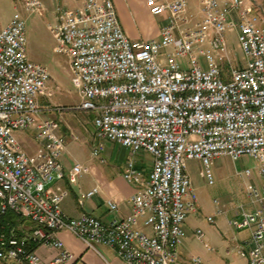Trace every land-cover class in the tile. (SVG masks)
Instances as JSON below:
<instances>
[{"label": "built area", "instance_id": "built-area-1", "mask_svg": "<svg viewBox=\"0 0 264 264\" xmlns=\"http://www.w3.org/2000/svg\"><path fill=\"white\" fill-rule=\"evenodd\" d=\"M74 1L76 7L52 10L47 27L54 52L67 60L79 97L75 106L43 105L58 87L50 84L47 67L27 54L26 20L15 14L0 26V218L11 212L32 223L24 231L12 226L8 235L0 234V259L41 264L33 246L49 245L59 252L45 264H64L74 255L55 234L67 230L88 248L114 247L128 264H183V225L198 210L187 161L200 160L202 177L213 184L214 159L248 156L262 178L260 186L245 189L255 206L242 208L229 223L251 229L237 254L248 264H264V3L199 0V14H193L189 0H146L152 14H166L165 23L158 37L132 40L112 0ZM21 7L40 15L46 11L41 0H21ZM228 31L237 32L242 66L230 59ZM46 110L93 112L98 139L128 150L122 176L136 185L128 215L103 221L87 212L64 214L68 190L50 187L65 176L75 184L85 167L74 164L66 175L61 156L67 139L60 120L42 116ZM29 128L37 141L33 155L15 136ZM69 137L77 139L74 133ZM102 150L98 143L91 153L97 157ZM141 151L152 157L146 178L133 159ZM239 173L250 176L252 170ZM98 191L95 186L82 197ZM213 202L222 213L218 200ZM107 206L118 209L112 200ZM207 220L214 222V216ZM196 236L203 241L200 229Z\"/></svg>", "mask_w": 264, "mask_h": 264}, {"label": "crops", "instance_id": "crops-1", "mask_svg": "<svg viewBox=\"0 0 264 264\" xmlns=\"http://www.w3.org/2000/svg\"><path fill=\"white\" fill-rule=\"evenodd\" d=\"M112 1L114 4H116L115 8L120 24L129 39H142L144 37V34L151 35V37H148L147 39H152L159 36L160 28L162 25L161 23H151V25L146 28L142 27L137 22L135 16L138 13L136 11L137 8H139V10H142L145 14H149L147 7L145 6L144 0H141V4L135 0ZM191 3L192 5L197 4L199 9V0L188 1V12L193 14H199V11L196 12L189 8ZM63 5L68 6V4ZM164 21L165 18H163L161 22L164 23ZM46 111L47 113L50 112V115L47 114L46 116L55 115L52 114L54 112L51 110ZM65 115L67 117H72L70 111L62 112V114L59 113L56 116H58L59 118H63L64 120H69V118H67ZM92 117L88 118V120L90 119L89 124H93ZM83 121L85 120L83 119ZM60 122L62 126V132L64 133L67 139L65 148L66 151L68 144L72 141L69 135L74 132L70 128V126L62 122V120ZM78 139L79 138L77 137L76 141ZM80 143L82 144L84 142ZM98 143L103 144V150L99 154V157L101 161L102 158L106 160L105 156L103 157L102 154L107 150V143L112 142L108 140H99ZM121 147L125 149L126 156L122 159L119 165L113 166L106 164L103 166H98L92 164L90 165L91 169H89L88 171L85 167L83 173H88L90 175L87 176L83 181L78 180L75 184H70L68 182L67 176H65L63 179L53 183L50 189H55L59 187L61 189L68 190V195L64 198L61 204L62 210L65 215H67L68 217H78L81 213L87 212L100 218L103 221H107L113 217H123L130 213L131 206L129 203V198L136 190V185L129 183L122 176V171L126 159L129 156V152L122 145ZM107 156H110L109 152L107 153ZM133 159L135 161L136 168L142 171L144 177L146 178L152 167L151 155L145 151H141L139 152V155L135 154ZM218 160L219 158H217L213 163L214 172L216 173H219L222 170V167L219 164ZM199 163L201 164L200 160L192 159L187 161V172L189 174L191 184L195 192L200 187V181L198 176H192L191 173L193 172L192 168ZM256 166L257 165L254 161L252 167H247L251 168V175H245V180L243 181V183L237 182L230 188L227 197H225L222 203H219L220 208L223 210V212L220 214L217 213L218 206H216L213 201V204L211 206H207L205 205V203L200 201V198L197 195L198 210L194 213H191L187 217L183 225V238L179 246L180 259L183 264H223L222 262H224V260L226 261V264H248L246 258L241 257L237 254V247L239 245L247 246L251 236V229H236L230 225L229 221L232 219L239 218L242 208L250 210L253 209L255 206L254 204H251L248 201L245 194V189L248 185L260 186L261 184L262 178L257 173ZM69 171L70 170H68L67 172L65 171L66 175ZM201 171L200 176L202 177ZM230 171L231 173L233 172L232 170ZM241 171L233 172V174L238 176L244 175L239 173ZM95 186L99 188V191L97 193H95L90 198L82 197V194L84 192ZM108 200H112L117 203V211L113 212L109 210L107 206ZM208 216H214V222L208 221ZM17 226L19 225L17 224L16 227ZM31 226L32 223L30 222L27 226H21L17 228L20 231H24V229H29L31 228ZM141 228L149 232L148 228H145L143 226H141ZM198 229L203 232V241L199 240L196 236V230ZM55 236L56 238L62 241L64 248L74 255L73 260L67 261L64 264H128L117 255L114 247L103 244H97L95 248H88L83 240L76 237L67 230H59L56 232ZM210 243L215 246V251H212V249L207 248V244ZM36 251L42 258L41 264H45L46 261L51 260L55 255L58 254L59 249L49 245H38ZM192 257H199L201 259V262L192 263L190 261Z\"/></svg>", "mask_w": 264, "mask_h": 264}, {"label": "rangeland", "instance_id": "rangeland-1", "mask_svg": "<svg viewBox=\"0 0 264 264\" xmlns=\"http://www.w3.org/2000/svg\"><path fill=\"white\" fill-rule=\"evenodd\" d=\"M46 7V11L43 15L37 13H29L23 7H21V0H0V26H3L9 22L11 17L15 14H18L20 17L26 20V45H27V54L30 59L44 64L50 74V84L52 86H57L55 89V93L50 98L48 102H43V105L52 106L61 105L63 107H72L75 106L79 97L76 91L75 86L71 81V77L69 74V69L67 65V60L63 55L57 54L54 52V39L48 30V23L51 19L52 10H54L58 5L68 4L70 7H76L78 5L74 0H41ZM138 1L140 4L141 0ZM145 6L147 7L148 13L145 14L139 8L136 9L138 12L135 16L137 22L142 26L148 28L151 23H162V19L166 18V14L154 15L150 12L146 0H144ZM249 1V0H246ZM260 3H264V0H256ZM116 7V4H114ZM118 8V7H117ZM190 9L198 12L197 4H190ZM119 12V10H118ZM196 18H198L196 16ZM161 25V27H162ZM147 33V32H146ZM151 37V35L144 34L145 40ZM227 46L230 54V59L232 60L234 65L242 66L243 58L239 43L237 41V32L236 31H228L226 33ZM162 55H165L166 50H163ZM201 62H204V58L199 56ZM181 63L183 65L186 64L187 59L181 58ZM66 110L62 111L65 112ZM70 110H67L68 112ZM55 115L46 116L47 111L42 113V116L51 117L53 119H59L64 122L66 125L70 126L73 130L74 134L79 138L77 141L72 140L71 143L68 144L67 150L64 151V154L61 156V161L63 163L64 169L67 172L72 168V166L76 163H80L87 168V171L90 168V165L95 164L98 166H103L106 164L117 166L121 163L122 159L126 156L125 149L121 147L118 142L107 143V150L103 152L102 156L106 158V160L100 159L99 156L95 157L92 155L91 150L94 146H96L99 142V139L95 132V127L92 123L89 124L90 119L94 114L93 112H85V111H70V116H66L69 120H64L63 118H59L56 116L57 114L62 112L53 111ZM93 114V115H92ZM50 115V114H49ZM93 118V117H92ZM83 119L85 121H83ZM87 120V121H86ZM82 124V125H81ZM83 129V130H82ZM34 128H29L27 130H19L15 132V136L17 137L19 143L22 145L23 149L26 151L28 155H33L37 148V141L33 138ZM84 142V143H80ZM109 152L110 156H107ZM139 155V153H137ZM101 156V157H102ZM219 158L218 162L222 167L221 172H214V161ZM213 160L212 163V172L214 175V183L208 184L206 179L200 176L201 164H197L194 166L192 176H198L200 181V187L196 190L200 201L205 203L207 206H211L213 203V199H217L219 203H222L225 197L229 194L230 188L235 183H243L245 180V175H234L233 172L241 171L247 167H252L254 161L248 156H242L237 160H232L227 156H220ZM103 159V158H102ZM105 161V162H103ZM88 165V166H87ZM232 170L233 172L231 173ZM230 172V173H229ZM90 174L83 173L81 174L77 181H83ZM29 221L25 218H22L19 222V226H27L29 225ZM209 249L215 251L216 248L213 244H207ZM226 261L222 262L223 264ZM0 264H19L15 261L11 260H2L0 259ZM218 264V263H217ZM242 264V263H239Z\"/></svg>", "mask_w": 264, "mask_h": 264}, {"label": "trees", "instance_id": "trees-1", "mask_svg": "<svg viewBox=\"0 0 264 264\" xmlns=\"http://www.w3.org/2000/svg\"><path fill=\"white\" fill-rule=\"evenodd\" d=\"M20 220H22V218L17 217L15 214L8 212L5 215H3L0 218V234L4 233L6 235H8L9 233V228H11L12 226H15L17 224H19ZM19 234H21V232L18 231ZM33 247H37V245H34Z\"/></svg>", "mask_w": 264, "mask_h": 264}]
</instances>
